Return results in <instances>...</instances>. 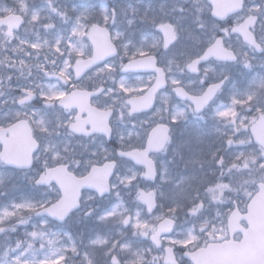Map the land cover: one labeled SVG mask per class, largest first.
I'll use <instances>...</instances> for the list:
<instances>
[{
    "label": "snow or ice",
    "instance_id": "1",
    "mask_svg": "<svg viewBox=\"0 0 264 264\" xmlns=\"http://www.w3.org/2000/svg\"><path fill=\"white\" fill-rule=\"evenodd\" d=\"M0 201V264H264V0H0Z\"/></svg>",
    "mask_w": 264,
    "mask_h": 264
},
{
    "label": "rangeland",
    "instance_id": "2",
    "mask_svg": "<svg viewBox=\"0 0 264 264\" xmlns=\"http://www.w3.org/2000/svg\"><path fill=\"white\" fill-rule=\"evenodd\" d=\"M112 2L113 4V0H109ZM61 4L63 5L64 3H68L69 6H71V0H60ZM76 2H83V3H105L107 4L109 7L112 6V4H109L108 3V0H76ZM159 2V0H140V2L137 3V6H140L141 8H144V7H147L149 5V3L153 4L154 6L157 5ZM144 79H147V76L144 77ZM21 183V182H19ZM26 191V190H25ZM23 192H13L11 193V197H18L20 195H23L22 194ZM2 202V201H0ZM227 210V209H225ZM35 221H31L30 224L28 226H19L18 227V232H19V235L20 237H23V234L24 232L27 230V231H31V223H34ZM15 238V237H14ZM150 243V242H149ZM147 246V245H145ZM36 247L39 248V244L37 243L36 244ZM153 255H159V253H153ZM42 258V257H41Z\"/></svg>",
    "mask_w": 264,
    "mask_h": 264
},
{
    "label": "flooded vegetation",
    "instance_id": "3",
    "mask_svg": "<svg viewBox=\"0 0 264 264\" xmlns=\"http://www.w3.org/2000/svg\"><path fill=\"white\" fill-rule=\"evenodd\" d=\"M21 31H23V30H21ZM176 134H178V131H177V133ZM177 138H179V136H177ZM170 158V157H169ZM190 264V263H189Z\"/></svg>",
    "mask_w": 264,
    "mask_h": 264
}]
</instances>
